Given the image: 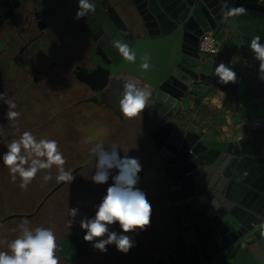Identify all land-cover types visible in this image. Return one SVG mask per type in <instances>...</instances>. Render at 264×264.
<instances>
[{
  "label": "water",
  "instance_id": "water-1",
  "mask_svg": "<svg viewBox=\"0 0 264 264\" xmlns=\"http://www.w3.org/2000/svg\"><path fill=\"white\" fill-rule=\"evenodd\" d=\"M66 1L75 18L78 0ZM28 2L40 33L53 26L44 0H0V23L14 19ZM94 2L95 12L77 20L94 44L95 66L78 68L76 78L101 92L111 75L122 72L153 87L140 114L168 174L174 235L168 262L162 263L264 264V116L242 124L241 136L225 142L210 141L172 123L187 88L199 81L264 103V74L249 46L255 36L264 44V0H128L142 24L137 35L111 0ZM234 7L245 12L227 15ZM104 9L107 15L102 17ZM218 26L240 40L242 65L232 69L236 80L227 84L214 75L218 65L200 58L196 47L203 31ZM121 38L130 43L135 63L123 60L112 46ZM144 56L150 57L147 71L140 68ZM81 233L58 244L78 240ZM58 254L64 257L62 251Z\"/></svg>",
  "mask_w": 264,
  "mask_h": 264
},
{
  "label": "rangeland",
  "instance_id": "rangeland-1",
  "mask_svg": "<svg viewBox=\"0 0 264 264\" xmlns=\"http://www.w3.org/2000/svg\"><path fill=\"white\" fill-rule=\"evenodd\" d=\"M52 2L56 5L58 11L64 12L63 14L68 13L71 15L73 13L72 8L66 0H52ZM111 3L119 15H125L122 18L125 24L130 26L134 34L142 32L141 21L128 0H111ZM59 6H63V9H60ZM30 9L31 3L28 2L18 10V15L14 17V20H11L10 23V20L0 23L1 44L9 40L12 42L11 47L8 49V54L15 56L17 62L23 63L22 60L24 59L26 63H31V67H39V69L49 68L51 65H54L56 71L49 72L48 81L45 86H42L45 94H38L36 92L42 88L40 87V83L39 86L38 84H27L29 77L34 74L33 70L29 75H25L30 68V65L29 67L26 66L27 64L23 65L24 74L18 80L16 79L14 82L15 86H8L4 90L6 92L13 91L16 98L19 99V103L15 109L21 113L17 122L18 127L21 126L25 131H31L37 138L55 139L58 141L60 150L66 159L65 168L72 170L74 180L71 183L61 182L55 185L57 182L55 179L56 169L53 167L51 170L53 179L51 181L44 182L42 180L43 175L47 172V170H42L26 191L21 190L19 178L15 182L12 181L9 170L4 166L2 161L3 153L0 152V174L6 176V192L0 195L3 196L0 209H5L7 212L11 211L9 217L16 219L27 218L30 221L29 225L33 228L37 226L51 228L57 238L60 232L67 227L61 223V220L69 212L70 208L79 209L77 216L82 214L84 217L85 214L86 218H93L97 206L106 195L107 188L113 183L111 177L106 184L94 183L91 179L95 171L94 159L92 163H89V159L93 157L90 152L93 145L92 141H98L99 136L105 137L103 140H107L111 135L110 131L112 132L113 129L109 126L110 123L107 120L98 119L99 114L106 113V111L104 109L100 110L97 105L89 101L80 104L82 99L89 97L87 92L69 85L68 81H71V79H68V73L64 72V66L66 64L81 62V56L78 53H83L84 51L83 49L81 50L76 38L70 39V34H66V32H61L60 30L58 33L61 36L56 37L57 35H54V41H50V47L47 48L46 54L42 50L37 53L34 50L33 52H29L30 47H35L39 43V40H35L30 47H24L22 53H19L21 51L22 40L20 37L14 38V35L9 33L10 30L12 34L15 32L13 28L15 22L19 19L29 20L31 17ZM26 53H33V55H28L27 57ZM8 54L6 55L8 56ZM17 68L14 64L13 75L0 69V82L10 81L11 77L18 72ZM121 73L115 74L112 77L120 78L124 75L125 78H131V76ZM40 74L41 72L36 73L38 77ZM112 77L111 79H115ZM25 78L26 82H24ZM32 79L35 82L37 77H33ZM54 84L56 88L51 86ZM81 105L88 107V109L81 108V118L79 116L75 118L71 111L78 110ZM37 111L38 113L41 111L40 114L36 113ZM2 115H5V113L2 112ZM34 117L42 119L34 121ZM2 122L10 126L7 119ZM115 122L113 134L119 137L112 141L110 140V143L107 140L106 144L115 143L119 147H122L123 150L120 151L121 157L127 155L138 158L140 153L147 155V152L150 150L146 147V141L144 142V139L136 134L135 127L131 126L124 133H121L122 125L117 121ZM18 136V134L12 133L9 139H7V143L18 138ZM112 175H116L115 170H113ZM136 187H138V184ZM126 235L130 236L134 245L127 254L118 251L116 247H112L104 253L96 252L93 264H152L154 259L151 251L149 247L142 245L139 233L130 232ZM252 250H256V247H252Z\"/></svg>",
  "mask_w": 264,
  "mask_h": 264
},
{
  "label": "crops",
  "instance_id": "crops-1",
  "mask_svg": "<svg viewBox=\"0 0 264 264\" xmlns=\"http://www.w3.org/2000/svg\"><path fill=\"white\" fill-rule=\"evenodd\" d=\"M44 1L50 13L53 15L54 23L52 27H49L42 33H40L36 25V21L31 16L29 20H23L21 18L16 21L13 28V31L15 32H13L12 34L10 30L9 33L11 35H14V38L20 37L22 40V45L25 41H28V47H30L35 40H39V43L35 47H30L29 52H33L34 50V52L37 53L42 50L44 51V54H46L48 51L47 48L50 47V41H54V35H57L56 37L61 36V34L58 33L60 32V30L61 32L64 31L66 32V34H70V39H74L71 32V27L74 29L75 23H79V21L74 18L72 14H63L64 12L62 13L58 11L56 5L52 2V0ZM123 16L120 15L121 18ZM11 20L14 19H10L9 23L11 22ZM122 20L124 21L123 18ZM65 24L68 26H66ZM127 27L131 30L129 25ZM213 32L215 33L219 41V51L216 55L206 56L203 59L214 65L224 63L231 69H239V67H241L242 65L238 48L240 45L239 38L233 35L228 29L220 26L215 28ZM135 35L137 34L135 33ZM9 42L10 40L8 42H3V44L0 45V57H2L0 62V69H2L4 72H7L6 70L11 66V64H15L18 68L20 65L24 64H27L26 66L29 67L31 63H26L24 59L22 60L23 63L17 62V59L15 60L16 63L15 61L12 63L13 60L11 57L15 56L8 54V49L12 45V42ZM6 54H8V56ZM26 55L28 57V55L31 56L33 55V53H26ZM32 71L34 75H36V73L42 71V68L39 69V67H31L30 65L29 71L25 73V75H29V73H32ZM126 75L129 76L128 74ZM112 76L115 75H111L109 77L106 86L98 94L94 95V91L90 88V90L87 91L89 97L82 99V102H80V104L89 101L92 104L97 105L100 110L104 109L106 113L108 112L107 115L105 112H101L102 114H99L100 116L98 117V119H104L105 121L107 120L110 123L109 126L113 129L112 132L110 131L111 135L107 139L109 143L110 140L112 141L119 137L113 134L116 125L115 121L119 122L122 125L121 133H124L127 128L132 126L135 127L134 129L136 130V134H138L140 138L144 139V142L146 141V147L150 151L147 152V155L143 153H140L138 155L137 159L142 166V170L138 174L139 179L137 184L138 188L146 194V197L152 206L151 223L144 230L137 229L134 232L139 233L142 240V245L149 247L154 259V262L152 264H163L162 262L164 260L168 262L167 255L173 249L174 235L170 219L172 212L170 209V194L168 191V174L165 170L163 158L154 147L153 141L143 124L141 114L135 118L127 119L119 111L118 103L123 92V82H125L127 79L135 78L132 76L131 78H125L124 75H122V77L120 78ZM111 77L115 79H111ZM68 79H71L69 74ZM24 82H26V78L24 79ZM68 82L70 83V86L77 87L81 90L86 89L84 85L77 84L75 83V81L71 82L69 80ZM134 82H137L141 86H147L152 95L153 87L151 85H147L144 81L138 79H135ZM39 83L41 84L40 87H42L45 86L47 82H38L35 84H38L39 86ZM11 85H13V87L15 86V84L12 82V79L10 81L6 80L4 82H0V92L5 93L9 98H13L17 105L19 103V99L16 98L15 93L13 91L6 92V90H4ZM35 86L38 87L37 85ZM51 86L56 88L55 84ZM36 92H38V94H45L43 87ZM95 98L99 99V101L95 100ZM82 106L83 105H81L78 110L71 111L74 114L75 118H78V116L81 118V108L88 109V107ZM6 111L7 105L3 104V102L0 101V152H2L3 154L7 151L6 145L8 144L7 139H9V136L12 133L19 135L20 133L25 131L21 126L18 127L19 131H17V129H13L7 123L2 122L6 119L5 115H2V112L6 114ZM40 112L41 111H39L38 113L37 111L36 113L40 114ZM263 116L264 103H262L261 100L242 96L238 94V92H233L217 87L216 85H213L209 82L199 81L196 84H191L187 88L183 98L181 99L180 107L176 115L172 119V123L175 126L184 129L185 131L200 134L201 137H204L210 141L215 140L217 142H225L238 139L241 136L242 124ZM40 119L42 118H33L34 121H40ZM103 139H105V137L99 136L97 139L98 141L92 142L94 144L95 142L101 141L106 144L107 140ZM120 149L123 150L122 147H120ZM93 159L94 158L91 157V159H89V163H92ZM2 173L4 172L2 171ZM5 183L6 176H2V174H0V195H3V193L6 192ZM58 184L60 183H55V185ZM2 197L3 196H0L1 204ZM10 213L11 211L7 212L5 209H0V241H11L21 234L19 225L22 219L9 217ZM68 213L61 220V223H63L67 227L65 228V230H62L60 232V235L57 237V242L70 233L81 230L83 231V229H81L80 227V221L86 218L85 214L84 217L82 214L76 216L74 218V224L71 228H69L67 223L69 219ZM28 227L34 229L30 225H28ZM110 231H115L117 234L122 232L119 224L111 225ZM106 238L107 237L105 236L104 239ZM94 243L95 241L91 242L89 249H85L84 252H81L80 254L78 253V256H74L68 261L62 259L61 255L58 254L60 258V264H93L95 261L94 254L96 252L104 253L95 249L93 247ZM112 247H115V245H108L107 250H110V248ZM70 249V247H67L68 254L71 253ZM0 250H7L6 246L4 244H0Z\"/></svg>",
  "mask_w": 264,
  "mask_h": 264
},
{
  "label": "clouds",
  "instance_id": "clouds-1",
  "mask_svg": "<svg viewBox=\"0 0 264 264\" xmlns=\"http://www.w3.org/2000/svg\"><path fill=\"white\" fill-rule=\"evenodd\" d=\"M95 10L94 0H78L75 18L81 19ZM243 12V7H234L228 8L226 14L235 16ZM112 46L123 60L136 62V54L128 41L123 38L114 40ZM249 46L260 62V73L264 74V44L260 42V37L251 38ZM149 60L148 56L142 57L141 70L147 71L150 68ZM214 75L224 84L236 80V73L224 63L215 67ZM134 81L132 78L124 82L118 103L119 111L127 119L140 115L151 96L147 86H141ZM0 101L7 105L5 116L10 126L19 131L17 122L21 113L15 110L17 105L14 99L2 92ZM6 148L7 151L2 156L3 164L8 168L13 182L19 178L21 190L26 191L42 170H47L42 180L51 181L53 167L56 169L55 179L58 183H71L74 180L72 170L65 168L66 159L55 139L37 138L31 131H23L18 138L8 143ZM120 151L119 145L115 143L106 145L104 142H97L92 145L90 152L94 157L95 169L91 176L92 181L96 184H106L111 177L113 183L107 188L94 217L82 219L80 227L86 232L83 237L86 242L95 241V249L106 252L108 245H115L118 251L127 254L134 245L126 234L137 229L144 230L150 225L152 206L146 194L136 187L138 174L142 170L139 160L127 155L121 157ZM113 170L116 175H112ZM78 213V208L69 209V228L74 224ZM29 224L30 221L23 218L19 225L21 234L11 241H0L7 249L0 250V264H60L58 252L62 246L58 244L54 231L44 226L32 229L28 227ZM113 224H119L121 234L110 231Z\"/></svg>",
  "mask_w": 264,
  "mask_h": 264
},
{
  "label": "flooded vegetation",
  "instance_id": "flooded-vegetation-1",
  "mask_svg": "<svg viewBox=\"0 0 264 264\" xmlns=\"http://www.w3.org/2000/svg\"><path fill=\"white\" fill-rule=\"evenodd\" d=\"M71 32H72V35L74 38L77 39V41L79 42V46L81 48V50L83 49V53L82 52H79V56H81V62L79 63H72V64H66L64 67H65V70L64 72L65 73H68L69 76L71 77V82H74L77 83V84H82L86 87V89L84 90V92H87L88 90H90V87L85 84L84 82L78 80L76 78V75H77V72H78V68H84V69H90V68H93L95 66V63L91 60V56H92V52L94 50V44L92 43L90 37L87 35L85 29L82 27V25L80 23H75V28L73 29L71 27ZM28 44V41H25L23 43V45L20 47L21 51L19 53H21L24 49V47H26ZM0 45H1V42H0ZM1 58L0 57V62H1ZM12 58V63L16 60V57H11ZM16 63V61H15ZM7 72L9 73H12L13 75V72H14V69H13V64H11V66L6 70ZM17 73L16 75H14L12 77V82L14 83L16 81V79L18 80V78L21 77V75H23V65H20L19 68H17ZM38 71V70H36ZM50 71H56L55 69V66L54 65H51L49 68H43L42 71H41V74L39 75V77L37 75H31L29 77V79L27 80V84H35V83H38V82H44L46 83L49 78V72ZM33 77H37V79L35 80V82L33 81ZM100 91H94V95L98 94ZM95 100L99 101V99H96ZM76 232H82L80 234V239L77 240V238H74V240H70L71 242L67 245H64L61 247V251L64 255V257H62V259H64L65 261H68L69 259L73 258L74 256H78L81 252H84L85 249H89V246H90V242H86L83 237L84 235L86 234L85 230L84 231H76ZM75 232L73 233H70L66 236H64L61 240H63L64 238L74 234ZM60 240V241H61ZM59 242V241H58ZM67 247H70L71 249V253L68 254L67 252ZM79 253V254H78Z\"/></svg>",
  "mask_w": 264,
  "mask_h": 264
},
{
  "label": "built area",
  "instance_id": "built-area-1",
  "mask_svg": "<svg viewBox=\"0 0 264 264\" xmlns=\"http://www.w3.org/2000/svg\"><path fill=\"white\" fill-rule=\"evenodd\" d=\"M196 45L200 58L216 55L219 51V41L213 30L203 31L198 36Z\"/></svg>",
  "mask_w": 264,
  "mask_h": 264
},
{
  "label": "bare ground",
  "instance_id": "bare-ground-1",
  "mask_svg": "<svg viewBox=\"0 0 264 264\" xmlns=\"http://www.w3.org/2000/svg\"><path fill=\"white\" fill-rule=\"evenodd\" d=\"M103 11V13H104V15L102 16V17H104V16H106L107 14V9H104V10H102ZM110 20V19H109ZM118 28H116L115 26L113 27V31H112V34L113 35H115V34H117L118 32ZM110 34V33H109ZM109 39V38H108ZM171 99H173L172 97H171Z\"/></svg>",
  "mask_w": 264,
  "mask_h": 264
}]
</instances>
